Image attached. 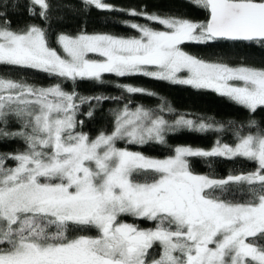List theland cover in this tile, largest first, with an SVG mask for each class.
<instances>
[{"label": "snow or ice", "instance_id": "snow-or-ice-1", "mask_svg": "<svg viewBox=\"0 0 264 264\" xmlns=\"http://www.w3.org/2000/svg\"><path fill=\"white\" fill-rule=\"evenodd\" d=\"M209 13L206 21L163 17L135 9H114L104 0H83L100 10L127 11L165 30L128 23L137 37L109 34H60L59 53L45 30L27 25L13 30L0 12V65L20 66L76 81L101 80L105 73L142 74L159 80L213 89L251 112L264 107V68L231 66L185 52L186 42L249 41L264 44V0H192ZM34 6H38L37 13ZM7 7V5H4ZM48 0H30L28 12L47 21ZM98 53L101 60L89 59ZM155 66L156 70H150ZM187 72L181 78L178 74ZM128 93H148L120 85ZM111 97H81L59 84L47 88L0 76V138L21 137L27 148L0 154V264H264V128L235 135L229 145L210 150L177 146L174 155L155 159L117 147V141L165 143V133L213 125L180 116L169 123L161 115L127 104L115 113L113 130L94 139L76 131L81 104ZM167 107V105H164ZM171 111V109H169ZM89 117L92 111L87 113ZM19 131L6 130L9 120ZM223 127L222 125L220 126ZM219 130V129H217ZM191 157H243L253 171L213 179L195 174ZM16 161L13 168L5 160ZM136 175H151L140 182ZM247 199L224 198L232 186ZM219 192L220 195H215ZM129 214L156 222L153 229L118 220ZM55 229L54 231L52 229ZM96 229V236L70 231ZM159 244L158 259L149 250Z\"/></svg>", "mask_w": 264, "mask_h": 264}, {"label": "trees", "instance_id": "trees-1", "mask_svg": "<svg viewBox=\"0 0 264 264\" xmlns=\"http://www.w3.org/2000/svg\"><path fill=\"white\" fill-rule=\"evenodd\" d=\"M48 2L50 10L47 21L41 19L39 15L29 14L30 0H0V12L7 13L5 18L11 21L13 30L33 24L42 27L46 32L49 46L55 48L59 53H62L61 46L57 43V37L60 34L107 33L121 37H136L139 32L129 27L128 23L146 24L154 29L164 28L159 23L148 21L143 16L131 15L127 11L100 10L95 6H85L83 0H48ZM105 3L113 5L114 9H135L138 12L177 16L192 21H206L208 18V11L196 6L192 0H106ZM34 9L37 13L40 11L38 6H34ZM182 49L194 56L210 61L224 62L231 66L244 65L264 68V44L257 42L227 40L207 44L186 42L182 45ZM89 56L98 57L92 53ZM0 76L26 82L36 87L59 84L64 91H75L81 97L114 98L80 105L76 119L82 121V124H78L76 131L86 133L90 138H95L101 132L110 133L114 127L116 111L122 109L125 104L132 109L143 106L153 115H161L169 122L184 116L197 122L203 120L205 123L213 125L207 131L179 128L176 131L166 132L165 143L153 140L140 145L127 143L125 140L117 141L119 147L157 158L173 155L177 146H192L210 150L218 140L221 143L232 145L237 140L235 135L237 129L241 131V134L257 130L256 127L248 126V122L251 120L256 121L259 128H264V107H258L255 112H251L213 89H198L191 85L159 80L142 74L120 77L114 73H105L101 80L77 79L72 81L31 68L0 65ZM120 85L140 87L153 94L128 93ZM89 111L93 113L91 117L87 115ZM0 127H4V125L0 124ZM21 127L22 121L12 117L6 130L16 132ZM26 148L27 145L21 137L0 138V154L23 152ZM4 163L5 167L13 168L17 162L6 159ZM189 165L195 174L213 179H225L229 175L248 173L256 167L254 162L243 157L231 159L227 157H191ZM134 179L150 181L152 177L151 175H136ZM215 195H220V193L217 192ZM224 198L241 202L247 199L243 189L237 185L232 186L231 191L224 194ZM118 220L120 222L127 221L140 229L156 227L154 221L129 214H121ZM69 234L70 236H96L97 230L94 228L86 231L72 230ZM259 243H264V240ZM160 252L161 247L157 243L149 250L148 259H158Z\"/></svg>", "mask_w": 264, "mask_h": 264}, {"label": "rangeland", "instance_id": "rangeland-1", "mask_svg": "<svg viewBox=\"0 0 264 264\" xmlns=\"http://www.w3.org/2000/svg\"><path fill=\"white\" fill-rule=\"evenodd\" d=\"M106 0H104V2H105ZM160 16V15H159ZM163 17H167V16H165V15H162ZM170 17H176V18H181V17H177V16H170ZM154 29V28H153ZM156 30H165V27L163 28V29H156ZM81 34H88V35H93V34H107V33H81ZM77 35H80V34H77ZM77 35H69V36H72V37H75V36H77ZM109 35H111V34H109ZM113 36H115V35H113ZM139 36V35H138ZM117 37H121V36H117ZM137 37V36H136ZM124 38H128V37H124ZM62 49V48H61ZM184 50V49H183ZM185 51V50H184ZM185 52H187V51H185ZM188 53V52H187ZM90 54V53H89ZM92 54H95V55H98V57H90L89 55H88V58L89 59H95V60H101L102 59V57H100V55L98 54V53H92ZM192 55V54H191ZM257 69H259V68H257ZM150 70H156L155 69V66H152L151 68H150ZM181 78H184V77H186L187 76V72L186 71H182L181 73H179L178 74ZM43 88H47V87H43ZM146 109V108H145ZM155 116V115H154ZM169 122V121H168ZM174 122V121H173ZM173 122H169L170 124L171 123H173ZM94 139V138H93ZM117 147H119V146H117ZM190 147H192V146H190ZM120 148H124V147H120ZM192 148H199V147H192ZM127 150H129V149H127ZM129 151H132V150H129ZM133 152H135V151H133ZM175 154V153H174ZM173 154V155H174ZM144 155V154H143ZM145 156H147V155H145ZM172 156V155H171ZM147 157H150V158H155V159H165V158H167V157H169V156H167V157H164V158H157V157H152V156H147ZM140 182H144V181H140ZM123 223H129V222H127V221H123ZM129 224H131V223H129ZM146 229H150V228H146ZM151 260H149V262H150Z\"/></svg>", "mask_w": 264, "mask_h": 264}, {"label": "water", "instance_id": "water-1", "mask_svg": "<svg viewBox=\"0 0 264 264\" xmlns=\"http://www.w3.org/2000/svg\"><path fill=\"white\" fill-rule=\"evenodd\" d=\"M208 18H209V13H208ZM208 18H207V19H208Z\"/></svg>", "mask_w": 264, "mask_h": 264}, {"label": "flooded vegetation", "instance_id": "flooded-vegetation-1", "mask_svg": "<svg viewBox=\"0 0 264 264\" xmlns=\"http://www.w3.org/2000/svg\"><path fill=\"white\" fill-rule=\"evenodd\" d=\"M90 236V235H89Z\"/></svg>", "mask_w": 264, "mask_h": 264}]
</instances>
